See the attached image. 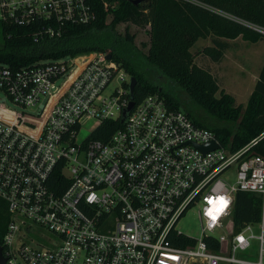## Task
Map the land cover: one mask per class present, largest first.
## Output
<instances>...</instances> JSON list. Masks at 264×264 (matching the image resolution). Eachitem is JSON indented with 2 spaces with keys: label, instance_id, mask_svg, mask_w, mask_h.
<instances>
[{
  "label": "built area",
  "instance_id": "1",
  "mask_svg": "<svg viewBox=\"0 0 264 264\" xmlns=\"http://www.w3.org/2000/svg\"><path fill=\"white\" fill-rule=\"evenodd\" d=\"M94 18L88 0H0V21L31 27L34 41ZM107 53L0 60L6 263L264 264L263 214L238 230L232 219L238 189L263 199L260 135L232 148L157 92L133 98L122 118L131 74ZM106 120L118 124L93 136ZM210 141L217 146H199ZM194 205L198 235L177 226ZM181 235L192 239L178 244Z\"/></svg>",
  "mask_w": 264,
  "mask_h": 264
},
{
  "label": "trees",
  "instance_id": "2",
  "mask_svg": "<svg viewBox=\"0 0 264 264\" xmlns=\"http://www.w3.org/2000/svg\"><path fill=\"white\" fill-rule=\"evenodd\" d=\"M95 18L83 24L71 25L54 38L34 41L29 26L0 21L2 42L0 60L17 66L40 57H59L68 53L100 50L111 53L137 79L133 97L137 101L148 93L157 92L173 107L183 108L198 124L216 132L222 143L237 148L260 135L253 146L264 154V58L245 106L234 95L220 89L213 73L194 60L191 47L200 37L211 38L200 52L219 61L230 39L240 35L246 40L263 39L238 19H246L264 26V0H151L150 4L135 5L131 0H88ZM111 15L107 21V14ZM149 25V42L143 51L134 36L125 28L116 31L118 22ZM186 92L183 99L180 91ZM194 105L206 110L215 121L202 116ZM118 120H106L93 136L106 138ZM104 130V131H103ZM262 213L260 194L238 189L235 193L232 219L238 230L249 221H259ZM6 202L0 198V244L6 228ZM192 238L181 235L178 244Z\"/></svg>",
  "mask_w": 264,
  "mask_h": 264
},
{
  "label": "rangeland",
  "instance_id": "3",
  "mask_svg": "<svg viewBox=\"0 0 264 264\" xmlns=\"http://www.w3.org/2000/svg\"><path fill=\"white\" fill-rule=\"evenodd\" d=\"M111 15L107 14V21ZM125 28L133 34L134 42L143 51H146L149 42V25H137L132 22H118L115 26L117 32L123 34ZM2 32L0 27V43L2 42ZM230 46L225 49V53L219 61L212 60L208 55L200 52L204 45L211 43L210 36L198 38L191 47L194 52V60L201 66L208 68L216 77L219 88L215 91V95H219L220 89H224L234 95L236 102L245 106L248 96L251 93L255 81L257 79L260 66L264 58V38L255 41L246 40L238 35L230 39ZM183 99H188V95L184 91H180ZM0 94L2 92L0 91ZM6 105L15 107L9 100ZM197 111L205 118L212 119L206 110L194 105ZM262 203V225L264 229V196ZM198 206L194 205L186 211V213L178 220L177 226L184 232L191 235H198L200 232V223L197 215ZM239 256L245 255L239 253ZM220 264H234L222 262Z\"/></svg>",
  "mask_w": 264,
  "mask_h": 264
},
{
  "label": "water",
  "instance_id": "4",
  "mask_svg": "<svg viewBox=\"0 0 264 264\" xmlns=\"http://www.w3.org/2000/svg\"><path fill=\"white\" fill-rule=\"evenodd\" d=\"M131 2L133 4H135V5H144V4L148 5V4H150L151 0H131ZM106 57L110 58L111 57V53H107ZM136 82H137V79L134 76L131 75L130 82H129V94H130L131 100H130L128 106L123 110L122 118L125 116L126 112H128L131 109V107L134 104L133 92H134V86H135ZM199 146L202 148V150H207V149L216 147L217 143L214 142V141H210V142H207V143L200 144ZM0 264H7L6 263V257L4 256V254L2 252L1 245H0Z\"/></svg>",
  "mask_w": 264,
  "mask_h": 264
},
{
  "label": "crops",
  "instance_id": "5",
  "mask_svg": "<svg viewBox=\"0 0 264 264\" xmlns=\"http://www.w3.org/2000/svg\"><path fill=\"white\" fill-rule=\"evenodd\" d=\"M227 49V48H226ZM225 53V52H224Z\"/></svg>",
  "mask_w": 264,
  "mask_h": 264
}]
</instances>
